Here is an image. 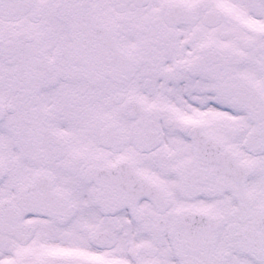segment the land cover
<instances>
[{
	"label": "snow or ice",
	"instance_id": "1",
	"mask_svg": "<svg viewBox=\"0 0 264 264\" xmlns=\"http://www.w3.org/2000/svg\"><path fill=\"white\" fill-rule=\"evenodd\" d=\"M0 264H264V0H0Z\"/></svg>",
	"mask_w": 264,
	"mask_h": 264
}]
</instances>
